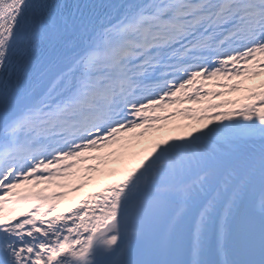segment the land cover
Returning a JSON list of instances; mask_svg holds the SVG:
<instances>
[{
    "label": "snow or ice",
    "instance_id": "snow-or-ice-1",
    "mask_svg": "<svg viewBox=\"0 0 264 264\" xmlns=\"http://www.w3.org/2000/svg\"><path fill=\"white\" fill-rule=\"evenodd\" d=\"M0 264H264V0H0Z\"/></svg>",
    "mask_w": 264,
    "mask_h": 264
}]
</instances>
